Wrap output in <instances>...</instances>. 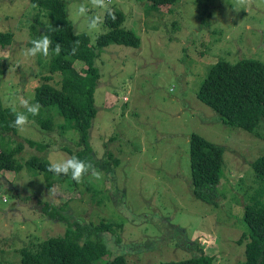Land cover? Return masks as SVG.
<instances>
[{
	"label": "rangeland",
	"instance_id": "rangeland-1",
	"mask_svg": "<svg viewBox=\"0 0 264 264\" xmlns=\"http://www.w3.org/2000/svg\"><path fill=\"white\" fill-rule=\"evenodd\" d=\"M64 3L75 33L90 36L93 46L108 32L105 17L111 11L124 13L123 27L141 39V46L112 44L97 58L102 78L91 131L94 162L81 155L75 131L61 135L55 127L48 131L28 121L17 134L0 132V148L24 145L17 156L23 164L34 156L49 163L75 156L91 166L77 187L63 185L72 192L63 212L66 222L41 212L43 203H63L47 191L42 174L27 167L0 174V264H21L22 249H36L44 239L62 235L67 225L88 227L89 238L107 241L109 259L122 254L129 264H162L203 252L215 255V264H242L244 242L238 239L246 230L244 207L252 198L264 200V177L252 168L264 156V123L253 133L226 125L198 99V91L219 60L264 62V0L247 5L238 0H178L159 13H148L147 0H111L108 9L93 8L90 0ZM80 4L89 8L84 16L75 13ZM94 15L103 16L104 23L89 31ZM47 23L33 0H0V33L13 34L8 49L0 53L3 107L22 110L21 97L34 103L36 88L49 74V58L25 52ZM75 66L82 70L85 63L76 61ZM59 80L54 74L49 83L58 86ZM193 134L223 149L217 205L194 197ZM29 140L44 149L30 147ZM108 153L120 161L117 167L111 164L112 171L98 168ZM102 222L116 226L100 235L94 229Z\"/></svg>",
	"mask_w": 264,
	"mask_h": 264
},
{
	"label": "trees",
	"instance_id": "trees-1",
	"mask_svg": "<svg viewBox=\"0 0 264 264\" xmlns=\"http://www.w3.org/2000/svg\"><path fill=\"white\" fill-rule=\"evenodd\" d=\"M33 1L45 12L48 20L42 34L52 39V48L57 43L61 44V52L56 55L51 48L49 49V55L46 56L49 58V74L43 76L45 81L36 88L34 100V103L40 104V111L36 116L29 114L28 121L35 122L40 128L48 131H52L55 127L61 135L75 131L79 135L81 155L92 163L95 150L91 143V131L98 116L96 92L102 78V71L97 66V58L112 44L139 48L141 39L132 30L123 27L126 21L123 12L111 11L115 14L116 20L113 21L111 16L106 14L105 25L109 30L102 34L97 45L93 46L90 36L75 34V27L68 19L64 0ZM177 1L147 0V11L159 13L161 7H173ZM33 28L37 31L35 27ZM12 39V33H0V53L8 49ZM77 41H79L78 45ZM73 47H77L75 55L70 54ZM76 61H83L85 68L77 69ZM54 74L60 75L58 86L49 83ZM198 99L213 109L226 125L253 133L260 124L264 123V62L255 58H242L234 63L219 60L211 67L203 81L198 91ZM57 119L61 122L55 123L54 120ZM14 120L15 114L12 108L3 107L0 101V132L17 134L19 128L13 126ZM27 142L30 147L39 150L45 147L36 141ZM24 148L23 144L13 148H0V174L4 171L21 173L25 167L42 174L47 191L61 197L63 203L59 206L43 203L41 212L50 219L66 222L63 212L72 198V192L63 188V185L70 184L72 187H77L88 175L83 176L81 182L77 183L71 179L70 173L56 175L49 171V162L37 156L23 164L18 161L17 156L24 151ZM223 154L220 146L209 142L199 134L191 136L193 194L198 201L218 204L217 187L223 176ZM107 157L98 168L112 171L120 161L113 158L111 153H108ZM112 163H114L113 167ZM252 168L256 176L264 177V156L258 158ZM243 222L246 230L238 239L239 243L244 242L242 264H264L263 199H250L244 207ZM115 226L113 223L102 222L94 230H99L101 235L103 231L111 230ZM90 233L88 227L77 225L74 228L67 225L62 235L44 239L36 249H22L21 264H129L122 254L109 259L112 254L107 241L101 237L89 238ZM215 260V255L203 252L181 260L165 261L162 264H215Z\"/></svg>",
	"mask_w": 264,
	"mask_h": 264
},
{
	"label": "clouds",
	"instance_id": "clouds-1",
	"mask_svg": "<svg viewBox=\"0 0 264 264\" xmlns=\"http://www.w3.org/2000/svg\"><path fill=\"white\" fill-rule=\"evenodd\" d=\"M111 0H90V4L93 8L108 9ZM240 5H247L251 3V0H238ZM239 11V9H236ZM89 11V8L85 4H80L76 9L75 13L78 16H84ZM108 15L111 16L113 21L116 20L115 14L108 12ZM104 23V17L100 15H94L89 18L88 30L89 31H98L100 26ZM76 34V33H75ZM53 41L48 35H41L39 38L31 40V48H28L25 52L26 56H36L37 54L48 56L49 49L51 48L54 54L59 55L61 52V44L57 43L54 48L51 47ZM77 45L79 41L76 42ZM77 47L71 49V55H75ZM19 105L24 109V111H18L15 107L12 108V112L15 114V120L13 126L17 128H23L28 123L29 114L36 116L40 111L39 103H32L29 99L21 97L19 99ZM91 166L86 164L84 161L80 160L78 157L72 156L63 160L56 162H50L48 170L53 172L56 175L71 174V179L77 183L81 182L82 177L86 172L89 171ZM97 179L99 175L93 173Z\"/></svg>",
	"mask_w": 264,
	"mask_h": 264
}]
</instances>
